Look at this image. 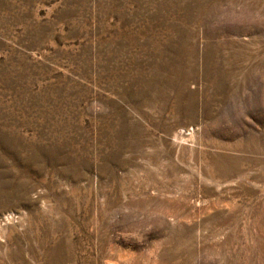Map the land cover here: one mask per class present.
<instances>
[{"label":"rangeland","instance_id":"obj_1","mask_svg":"<svg viewBox=\"0 0 264 264\" xmlns=\"http://www.w3.org/2000/svg\"><path fill=\"white\" fill-rule=\"evenodd\" d=\"M0 264H264V0H0Z\"/></svg>","mask_w":264,"mask_h":264}]
</instances>
